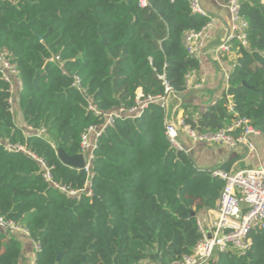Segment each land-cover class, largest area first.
<instances>
[{
	"label": "trees",
	"instance_id": "trees-1",
	"mask_svg": "<svg viewBox=\"0 0 264 264\" xmlns=\"http://www.w3.org/2000/svg\"><path fill=\"white\" fill-rule=\"evenodd\" d=\"M148 1L141 8L139 0H0V50L19 71L14 108L27 126L45 130L38 137L16 125L11 91L0 77V216L29 232V238L0 233V264L22 263L23 237L40 248L35 264H173L201 240L200 214L216 208L225 182L172 147L160 105L107 128L90 177L58 155H80L83 133L102 126L104 114L133 106L138 89L165 95L164 76L184 97L187 76L200 73L201 63L183 40L208 19L192 15L189 0ZM241 14L249 47L238 51L228 90L204 111L183 105L186 122L199 132L232 124L231 97L236 112L264 136L263 0H244ZM55 57L63 66L51 61ZM74 76L103 115L88 110ZM88 182L91 194L77 197L57 188L79 191ZM249 237L245 255L220 253L215 264H264V229Z\"/></svg>",
	"mask_w": 264,
	"mask_h": 264
},
{
	"label": "built area",
	"instance_id": "built-area-1",
	"mask_svg": "<svg viewBox=\"0 0 264 264\" xmlns=\"http://www.w3.org/2000/svg\"><path fill=\"white\" fill-rule=\"evenodd\" d=\"M202 1L203 0H189L191 13L192 15L208 19V23L200 31L192 30L186 32L183 40L187 53L200 63L208 54L206 47L216 28L214 18L203 7ZM243 1L244 0L227 1V8L230 12L229 30L224 39L217 43L215 47L214 57L219 65H222L225 60L233 56L235 52L238 58L239 49H247L249 47L247 38L248 23L241 14ZM139 6L141 8H146L149 6V1L139 0ZM51 61L58 62L60 66H63L59 57H55ZM236 64L237 60L233 62L232 68H234ZM229 74L230 72L226 73L227 79L229 78ZM0 77L9 85L11 91L9 103L12 106V113L15 114L14 96L17 93L19 71L6 49L0 50ZM161 79L164 81L166 87L165 95H146L142 89H138L133 106L121 107L110 113L104 114L105 123L102 126H91L83 133L80 155L84 157L86 166L82 170H84L89 177L91 176V166L98 141L106 132L107 128L112 127L116 121L137 119L154 104L160 105L161 108L164 109L166 116H168L170 98L175 94L168 86L165 77L162 76ZM205 84L206 80L200 78L196 72L190 73L186 78L187 91L200 90ZM73 87H75L87 101V108L90 112L95 116L103 115L95 104L94 99L83 87L80 77L74 76ZM228 88L229 86L226 91ZM228 99V111L235 116V119L231 125L218 132L202 133L193 129L192 126L186 122L183 113L175 124H171L167 119L166 135L172 147L188 154L189 150L181 143V137H185L195 145H221L232 149L244 145L249 151L255 152V146L251 143L250 137L260 134V132L254 128L252 122L248 118L236 112L231 97ZM26 129L28 132L35 131L29 126H27ZM35 135L44 137L45 130H36ZM7 150L26 152L25 148L22 146L8 145ZM212 174L214 177H218L225 182L221 198L214 209L216 212L215 218L208 227L205 226L201 218L198 219L201 240L194 248L191 255H187L180 262L173 264H210L220 253L233 252L240 256L245 255L251 246L250 234L253 231L264 229V163L259 167L241 170H224L218 168L214 169ZM45 179L48 182H52L49 169H46ZM89 187L90 185L88 182L86 188L83 190L69 191L57 185V188L63 193L76 197L83 192L91 194L90 191L88 192ZM0 233L8 237H18L21 235L29 238L27 229L3 216H0ZM34 247L36 254L40 248L35 243ZM32 264H35V259Z\"/></svg>",
	"mask_w": 264,
	"mask_h": 264
},
{
	"label": "crops",
	"instance_id": "crops-1",
	"mask_svg": "<svg viewBox=\"0 0 264 264\" xmlns=\"http://www.w3.org/2000/svg\"><path fill=\"white\" fill-rule=\"evenodd\" d=\"M228 0H203V7L210 13L216 22L212 38L207 44V56L201 62V70L198 76L206 80V84L200 90L187 91L186 96L178 97L173 95L177 104L173 111L169 112L167 119L171 124L177 123L181 114H185L183 105L196 106L199 110H206L213 105L228 87L226 73L231 72L233 62L237 60V54L229 57L222 65L215 60V47L217 43L224 39L230 26V12L227 8ZM264 1V0H263ZM20 88H18L19 90ZM15 123L21 129H26L27 125L23 115L17 109L15 112ZM251 143L255 146V152L248 150L246 146H239L235 149L227 146H206L204 144L195 145L185 137H181V143L189 150V156L198 169H215L221 165L229 163L228 170H241L259 167L264 163V136L262 134L250 137ZM216 212L211 209L200 214L201 220L206 227L210 226L215 218ZM23 242V258L21 264H32L35 259V247L33 241L27 238L21 239ZM140 264H159L154 261H145ZM210 264H215L212 261Z\"/></svg>",
	"mask_w": 264,
	"mask_h": 264
},
{
	"label": "water",
	"instance_id": "water-1",
	"mask_svg": "<svg viewBox=\"0 0 264 264\" xmlns=\"http://www.w3.org/2000/svg\"><path fill=\"white\" fill-rule=\"evenodd\" d=\"M264 2V1H263ZM47 139H49V136H47ZM58 155L62 163L70 168L82 170L85 168L86 163L84 160V157L82 155L77 156H68L65 152L59 150ZM211 209H207L206 211L209 212ZM192 217L196 216V213L193 212L191 214Z\"/></svg>",
	"mask_w": 264,
	"mask_h": 264
},
{
	"label": "rangeland",
	"instance_id": "rangeland-1",
	"mask_svg": "<svg viewBox=\"0 0 264 264\" xmlns=\"http://www.w3.org/2000/svg\"><path fill=\"white\" fill-rule=\"evenodd\" d=\"M177 104V100L174 96H171L170 98V108H169V112L171 114V112L173 111V107Z\"/></svg>",
	"mask_w": 264,
	"mask_h": 264
}]
</instances>
